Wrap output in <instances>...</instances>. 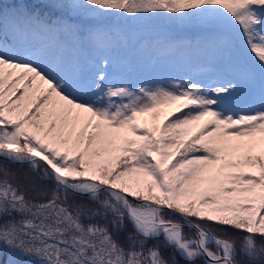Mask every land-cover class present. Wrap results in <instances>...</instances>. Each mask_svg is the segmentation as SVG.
Masks as SVG:
<instances>
[{"label":"snow or ice","instance_id":"snow-or-ice-1","mask_svg":"<svg viewBox=\"0 0 264 264\" xmlns=\"http://www.w3.org/2000/svg\"><path fill=\"white\" fill-rule=\"evenodd\" d=\"M0 264H264V0H0Z\"/></svg>","mask_w":264,"mask_h":264},{"label":"trees","instance_id":"trees-1","mask_svg":"<svg viewBox=\"0 0 264 264\" xmlns=\"http://www.w3.org/2000/svg\"><path fill=\"white\" fill-rule=\"evenodd\" d=\"M13 170H15V169H13ZM187 231V230H186Z\"/></svg>","mask_w":264,"mask_h":264},{"label":"rangeland","instance_id":"rangeland-1","mask_svg":"<svg viewBox=\"0 0 264 264\" xmlns=\"http://www.w3.org/2000/svg\"><path fill=\"white\" fill-rule=\"evenodd\" d=\"M165 111H167V110H165Z\"/></svg>","mask_w":264,"mask_h":264}]
</instances>
